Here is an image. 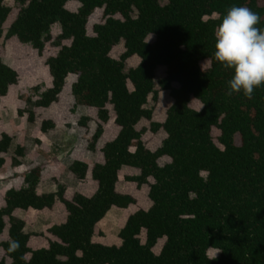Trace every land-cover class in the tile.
<instances>
[{"label": "trees", "instance_id": "16d2710c", "mask_svg": "<svg viewBox=\"0 0 264 264\" xmlns=\"http://www.w3.org/2000/svg\"><path fill=\"white\" fill-rule=\"evenodd\" d=\"M11 1L8 6L0 0V42L15 39L38 54L49 42L58 48L46 60L51 86L32 102L27 122L34 123L38 110L57 104L72 75L74 109L94 110L101 124L112 120L118 133L101 149L102 163L89 169L73 161L67 168L74 181H84L89 171L96 186L90 196L74 192L67 197L61 184L40 193L42 166L24 176L23 187L4 194L0 264H264V84L254 88L251 98L227 95L231 71L213 57L214 30L222 15L243 5L260 16L257 26L264 27V0ZM70 2L79 5L76 11L67 10ZM97 11L100 19L89 34V19ZM56 24L60 34L53 39ZM148 36L154 37L152 43ZM118 48L121 52L113 56ZM132 58L138 63L128 67ZM18 79L0 59V98ZM159 92L174 102L162 121L154 122L147 103L149 97L157 102ZM88 121L78 118L81 127ZM142 121L149 122L148 128L138 130ZM101 124L91 151L103 133ZM55 127L45 120L40 132ZM146 130L160 139L154 151L142 142ZM12 141L0 134V154ZM15 154L23 157V148L17 146ZM125 167L139 171L125 180L148 187L150 206L127 217L118 246L95 243L92 239L102 235L97 225L109 210L136 204L116 188ZM55 205L63 207L64 221L45 230L46 247L32 248L31 239L42 232H26L14 213ZM10 239L19 242L17 250L8 251ZM211 250L216 257H209Z\"/></svg>", "mask_w": 264, "mask_h": 264}, {"label": "rangeland", "instance_id": "374dc122", "mask_svg": "<svg viewBox=\"0 0 264 264\" xmlns=\"http://www.w3.org/2000/svg\"><path fill=\"white\" fill-rule=\"evenodd\" d=\"M8 6H12L11 0H6ZM77 3L70 2L66 5L67 10L74 12L78 8ZM101 11H97L87 25L90 34L93 24L99 21ZM52 38L60 34L59 25L51 28ZM147 42L154 41L153 36L147 37ZM67 44V42L65 43ZM122 49V48H121ZM58 51L52 42L45 45L41 54H38L31 45H22L15 39L0 42V59L9 67L13 68L18 76V83L12 86L6 97L0 98V134L5 133L13 137L12 144L7 153L0 154V208L4 206V194L11 188L19 189L24 186V176L33 168L43 167L42 181L39 184L40 193L53 192L57 185L61 184L66 188V196L74 192H80L85 196H90L96 189L88 171L84 181L70 180L67 176L66 165L73 161L85 162L89 169L96 163L103 162L101 149L103 146L115 139L118 128L110 120L106 125L101 124L95 116V111L84 107L74 109V101L71 96V84L74 76L67 77L65 86L58 98L57 104L50 106L46 110H38L34 123L27 122V113L33 109V104L39 95L51 86V79L46 67V60L54 56ZM121 52L120 48L115 49L113 56ZM138 63L137 58L127 61L128 67H134ZM163 69H159L158 75L162 76ZM173 99L167 92H159L157 102L149 97L147 108L153 109L152 121L160 122L164 118L165 110L173 104ZM192 107L198 108V104L192 103ZM110 109V107H108ZM18 111H23L19 116ZM111 119H112V114ZM79 116H87L89 121L85 127L79 126ZM51 120L56 125L55 129L45 135L40 132L42 121ZM27 123V125L25 124ZM101 124L103 133L95 144L94 151L89 150L92 137L97 126ZM149 122L142 121L137 129L148 128ZM36 140L35 144L33 140ZM41 140V141H39ZM142 142L146 147L154 151L159 147L160 139L152 135L147 130L142 136ZM20 146L24 150L23 157H17L15 150ZM139 171L125 167L119 173L117 191L122 194L132 196L136 204L131 205L127 210L122 211L115 208L109 210L104 219L98 223L97 227L102 235L94 237L95 243L118 246L120 240L118 233L123 227L127 217L140 209H147L150 202L147 197L148 187L137 188L135 184L126 182L125 178L136 176ZM25 223L26 232L41 233L42 236L31 239L30 246L34 249L47 246L49 236L45 232L47 228L54 224H59L65 219V212L61 205H55L52 210L36 212L28 210L26 212L16 211L14 213ZM4 238V237H3ZM141 240L144 235H141ZM2 240V239H1ZM163 240H160L153 249L158 254ZM218 252L209 251L211 258L216 257Z\"/></svg>", "mask_w": 264, "mask_h": 264}, {"label": "clouds", "instance_id": "9594fccd", "mask_svg": "<svg viewBox=\"0 0 264 264\" xmlns=\"http://www.w3.org/2000/svg\"><path fill=\"white\" fill-rule=\"evenodd\" d=\"M260 16L246 6H231L214 30L213 57L231 71L226 94L242 93L251 98L254 88L264 84V27ZM207 59V58H206ZM19 248L15 239L8 241V251Z\"/></svg>", "mask_w": 264, "mask_h": 264}, {"label": "crops", "instance_id": "0c3cea01", "mask_svg": "<svg viewBox=\"0 0 264 264\" xmlns=\"http://www.w3.org/2000/svg\"><path fill=\"white\" fill-rule=\"evenodd\" d=\"M2 98H4V97H2ZM26 125H27V123H25ZM42 136H47V135H45V134H43ZM39 141H41V140H39ZM36 142H38V141H36L35 139L33 140V143L35 144ZM69 165L70 164H68V165H66V170H67V168L69 167ZM104 219V218H103ZM100 223V222H99Z\"/></svg>", "mask_w": 264, "mask_h": 264}]
</instances>
